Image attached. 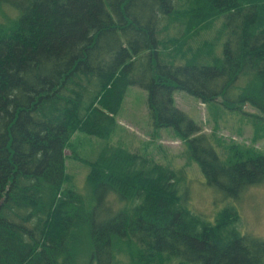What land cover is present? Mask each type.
<instances>
[{
    "label": "trees",
    "instance_id": "trees-1",
    "mask_svg": "<svg viewBox=\"0 0 264 264\" xmlns=\"http://www.w3.org/2000/svg\"><path fill=\"white\" fill-rule=\"evenodd\" d=\"M8 5L19 16L0 23V264H264L238 211L204 220L181 170L110 143L139 87L154 128L174 131L209 187L238 200L263 184L264 154L222 156L175 93L264 114V0ZM76 133L101 141L84 160L87 195L66 172Z\"/></svg>",
    "mask_w": 264,
    "mask_h": 264
},
{
    "label": "rangeland",
    "instance_id": "rangeland-1",
    "mask_svg": "<svg viewBox=\"0 0 264 264\" xmlns=\"http://www.w3.org/2000/svg\"><path fill=\"white\" fill-rule=\"evenodd\" d=\"M0 10V23H10L19 11ZM17 16V17H18ZM148 93L139 87H130L117 115L118 127L110 139L111 144L151 157L164 166L181 170L185 178L184 191L194 213L214 224L228 207L239 216L238 228L243 235L264 241V183L248 188L238 200L228 198L206 184L197 162L190 159L185 143L176 137L172 129H155L148 109ZM177 107L186 112L202 128V131L220 145L222 156H234L238 150H251L264 154V114L245 105L241 111H227L223 106H207L190 95L177 91ZM72 149L67 151L66 172L72 177L70 185L87 195L86 180L90 173L84 160H93L101 147L97 138L76 133ZM216 143V144H217ZM125 263L129 261L123 260Z\"/></svg>",
    "mask_w": 264,
    "mask_h": 264
}]
</instances>
